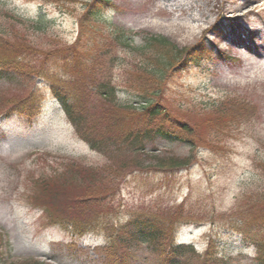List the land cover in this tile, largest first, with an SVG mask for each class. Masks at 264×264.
Wrapping results in <instances>:
<instances>
[{
  "label": "rangeland",
  "instance_id": "rangeland-1",
  "mask_svg": "<svg viewBox=\"0 0 264 264\" xmlns=\"http://www.w3.org/2000/svg\"><path fill=\"white\" fill-rule=\"evenodd\" d=\"M85 1L65 3L62 12L37 0H0V41L12 43L14 34L24 35L39 53L35 59H45L50 50L61 51L77 42ZM110 4L86 31L82 52L90 56L108 44L111 28L122 29L134 49L146 35L163 36L179 48L200 49L196 61L177 64L165 89L164 99L177 114L191 111L196 116L204 105L226 97L250 106L247 117L218 137L216 149L192 150L165 141L149 144L150 151L193 156L194 163L184 170L126 177L108 212L111 230L134 214L163 218L170 211L184 219L176 242L196 250L187 264H201L210 242L217 264H255L254 245L225 226L232 213L264 191V0H110ZM193 26L192 31L184 29ZM130 53L120 48L112 55L110 72L118 82L124 64L134 59ZM33 79L0 75V114L9 108L8 100H23L31 90H38L43 100L33 118L0 116V235L9 241L10 260L118 264L120 257L127 264H165L144 245L108 242L104 229L81 236L52 225L33 206L35 183L43 176L72 162L90 168L107 163L79 139L47 83ZM69 191L71 196L79 194ZM91 206L99 210L96 204Z\"/></svg>",
  "mask_w": 264,
  "mask_h": 264
},
{
  "label": "trees",
  "instance_id": "trees-1",
  "mask_svg": "<svg viewBox=\"0 0 264 264\" xmlns=\"http://www.w3.org/2000/svg\"><path fill=\"white\" fill-rule=\"evenodd\" d=\"M37 1L59 7L63 12L65 3L73 4L76 0ZM110 6V0L85 1L77 42L61 51L50 50L42 60L35 59L39 53L36 54L24 35H12V43L0 41V75L46 82L79 139L107 159L101 168L72 162L43 176L35 183L32 203L48 223L71 229L73 234L98 235L104 229L108 242L130 247L144 245L165 264H185L195 252L192 247L176 243V231L184 221L176 219L180 214L164 212L163 218L152 213L134 214L125 223L112 225L114 230H111L108 212L112 201L128 176L174 172L194 163L193 156L156 153L148 150L149 144L165 141L192 150L216 149L218 137L247 117L244 114L250 106L242 99L226 97L204 105L202 112H196L194 107L196 116L190 115L191 111L184 116L177 114L164 99L165 89L177 64L188 63L189 59L196 61L200 54L196 49L179 48L163 36L146 35L142 45L134 49L122 29L111 28L108 44L94 49L90 56L82 52L86 31ZM39 24H43V19ZM120 48L130 50L129 55L134 59L124 64L118 82L110 67L114 63V51ZM219 56L228 58L221 53ZM42 101L38 90H31L23 100H8L9 108L0 116L19 114L33 118ZM70 189L79 194L69 195ZM254 201L240 212L232 213L225 228L241 234L246 243L254 245L255 264H264V191ZM92 204L99 206V210H93ZM212 243L204 252L201 264L218 263ZM9 248V242L0 235V264H40L11 261ZM116 260L118 264H127L124 258Z\"/></svg>",
  "mask_w": 264,
  "mask_h": 264
},
{
  "label": "bare ground",
  "instance_id": "bare-ground-1",
  "mask_svg": "<svg viewBox=\"0 0 264 264\" xmlns=\"http://www.w3.org/2000/svg\"><path fill=\"white\" fill-rule=\"evenodd\" d=\"M196 22V20H194ZM185 30H188V31H192L195 29V26L191 27V28H184Z\"/></svg>",
  "mask_w": 264,
  "mask_h": 264
}]
</instances>
